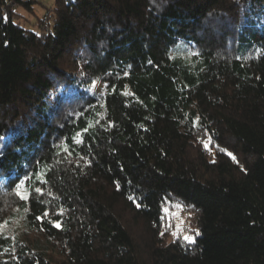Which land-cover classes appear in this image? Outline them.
Returning a JSON list of instances; mask_svg holds the SVG:
<instances>
[{
	"label": "trees",
	"instance_id": "1",
	"mask_svg": "<svg viewBox=\"0 0 264 264\" xmlns=\"http://www.w3.org/2000/svg\"><path fill=\"white\" fill-rule=\"evenodd\" d=\"M35 1L0 0V264H264V0Z\"/></svg>",
	"mask_w": 264,
	"mask_h": 264
},
{
	"label": "rangeland",
	"instance_id": "2",
	"mask_svg": "<svg viewBox=\"0 0 264 264\" xmlns=\"http://www.w3.org/2000/svg\"><path fill=\"white\" fill-rule=\"evenodd\" d=\"M53 0H36L35 2H34V13H31V17H33L34 15H38V16H40L41 14H43L44 13V11L46 10V7L49 5V4H51V2H52ZM178 210H179V212H178ZM176 209V210H174V211H177V213H180L181 214V210L182 209ZM173 212H172V214H171V216L173 217Z\"/></svg>",
	"mask_w": 264,
	"mask_h": 264
},
{
	"label": "snow or ice",
	"instance_id": "3",
	"mask_svg": "<svg viewBox=\"0 0 264 264\" xmlns=\"http://www.w3.org/2000/svg\"><path fill=\"white\" fill-rule=\"evenodd\" d=\"M18 195H20L21 199H27V197L23 196L22 194L18 193ZM45 215H47V213H45ZM38 219H40V217H38ZM55 227L59 228L60 224L57 222L54 224ZM185 239H190L189 237H185Z\"/></svg>",
	"mask_w": 264,
	"mask_h": 264
}]
</instances>
